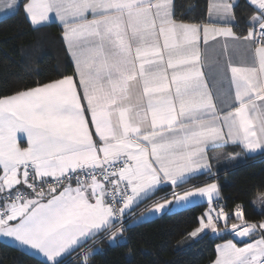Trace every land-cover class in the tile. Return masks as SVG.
<instances>
[{
    "label": "snow or ice",
    "instance_id": "snow-or-ice-1",
    "mask_svg": "<svg viewBox=\"0 0 264 264\" xmlns=\"http://www.w3.org/2000/svg\"><path fill=\"white\" fill-rule=\"evenodd\" d=\"M249 4L238 34V0L214 3L204 23L177 19L174 0H8L34 26L59 21L74 73L0 97V236L64 264L98 237L120 245L131 209L168 185L152 215L200 197L209 208L190 235L227 228L216 183L176 188L215 175V148L264 152V0ZM216 45L223 64L209 63ZM233 214L231 232L251 242L218 245L214 264H264V221L244 220L241 205Z\"/></svg>",
    "mask_w": 264,
    "mask_h": 264
},
{
    "label": "trees",
    "instance_id": "trees-1",
    "mask_svg": "<svg viewBox=\"0 0 264 264\" xmlns=\"http://www.w3.org/2000/svg\"><path fill=\"white\" fill-rule=\"evenodd\" d=\"M208 4L209 0H174L175 16L186 22H205ZM238 4L234 27L242 33L247 30L254 7L245 0ZM73 73L74 66L66 52L60 25L53 22L35 27L22 7L0 19V97ZM217 174L221 196L216 200L226 202L225 211H233L241 205L244 220L263 221L264 207L258 208L255 199L264 193V152L225 167ZM206 176L190 179L180 185L178 191L212 180H207ZM170 190H158L143 205ZM208 206L207 203H198L146 221L125 222L120 245H110L106 238L98 237L95 244L89 241L84 249L68 255L64 264H80V252L89 248L94 253L89 264H213L218 243L232 235L227 231L216 235L208 231L198 238L190 235L199 227L200 218ZM236 221L239 220L233 215L227 224L230 226ZM218 228L222 231L225 224L219 221ZM41 261L0 239V264H41Z\"/></svg>",
    "mask_w": 264,
    "mask_h": 264
},
{
    "label": "crops",
    "instance_id": "crops-1",
    "mask_svg": "<svg viewBox=\"0 0 264 264\" xmlns=\"http://www.w3.org/2000/svg\"><path fill=\"white\" fill-rule=\"evenodd\" d=\"M240 0H238V2H239ZM246 2H248L249 3V0H245ZM8 2V0H0V19L1 18H4V17H6V16H8V15H11V14H13V13H15L16 11H18L19 9H17V8H12V9H5V4ZM18 2L21 4V5H23V3H25L26 2V0H18ZM218 2H220V0H209V4H208V11H207V20L209 19V13H210V10H211V7H212V5L214 4V3H218ZM254 7V6H253ZM23 8V7H22ZM24 11V10H23ZM25 13V12H24ZM29 19V18H28ZM206 20V21H207ZM30 21V20H29ZM205 21V22H206ZM53 22H55V23H57L58 25H60V23H59V21H57V20H55V19H53V20H50V21H47V22H45L44 23V25H46V24H50V23H53ZM184 22H186V21H184ZM187 23H194V22H187ZM202 23H204V22H202ZM234 24H235V22L233 23V24H231V25H229V26H232L233 27V30L235 31V32H237L236 31V29H235V27H234ZM33 25V24H32ZM34 26V25H33ZM38 26H40V25H35V27H38ZM61 26V25H60ZM238 34H239V32H237ZM65 44V43H64ZM66 46V45H65ZM69 55V54H68ZM246 55V53L243 51V50H241L239 53H237V52H231L230 51V56H231V59L233 60V62H236V63H239L240 61H241V59L244 57ZM207 56H208V58H209V63H211L212 62V60H214L215 58H217V57H219V59H220V61H221V64H223V62L226 60V59H228V57L227 56H223L222 54H221V50H220V46L219 45H216L215 46V48L214 49H209L208 50V52H207ZM70 57V56H69ZM70 60H71V57H70ZM71 62H72V60H71ZM72 64H73V62H72ZM73 66H74V64H73ZM206 71H208V69H207V67H206ZM224 88H225V90H227V88H228V84H227V81H225V83H224ZM260 153H263V152H260V151H257L256 153H248L247 151H245V150H243L241 147H239V146H234V145H228V146H225V147H218V148H215L214 150H212V151H210L209 152V156H210V163L212 164V171H213V173H218V171H220L221 169H223V168H225V167H229L230 165H233V164H235V163H238V162H242V161H245V159L247 158V157H249V156H252V155H257V154H260ZM200 175H207L208 176V174H206V173H202V174H200ZM200 175H198V176H200ZM207 176H206V179H207ZM205 179V180H206ZM208 180V179H207ZM215 180H217V179H212V180H210V181H207V182H205V183H202V184H198V185H196L195 187H203V186H205L206 184H208V183H213V182H215L216 184H217V186H218V190H219V197H218V199L220 198V196H221V191H220V184H219V182H218V180L217 181H215ZM182 185V184H181ZM194 187V186H193ZM193 187H190V188H188V189H186V190H189V189H191V188H193ZM165 188H170L171 190L170 191H167V192H165V193H163L161 196H159V197H157V198H155V199H153V200H151L150 202H147L146 204H144L143 205V203L146 201H143V202H141V203H139V204H137L136 206H134L132 209H131V211L128 213V215L125 217V221H126V223L127 222H130L131 224H134V223H137V221H135V219H137V218H140V214H142V212L144 211V210H147L148 208H150L152 205H154V203H157V202H161V201H163L165 198H171V196H167V193H170L171 191H172V186L171 185H168V186H165V187H161V189H165ZM176 191L177 192H179L178 191V187L176 188ZM185 191V190H184ZM183 191H180L179 193H182ZM261 197H259V194H258V196L256 197V199H255V204H256V206L258 207V208H263L264 207V194L263 195H260ZM216 199H214V201H215ZM200 201H203L204 203H207V201H206V199H203V200H200ZM208 204V203H207ZM143 205V206H142ZM155 215H157V214H155ZM213 215H214V213H213ZM139 216V217H138ZM264 221V220H263ZM248 222H255V221H248ZM259 222H261V221H258V222H255V223H259ZM232 224H240V221H236V222H234V223H232ZM231 224V225H232ZM231 225L230 226H228L227 227V232L228 233H231V238H229L228 240H232L234 243H236L237 244V246L238 247H242V246H244V244L245 243H249V242H251V240H249L248 238H243V239H240V238H237V237H235L234 236V234L231 232ZM220 232H223V230L222 231H220L219 230V233ZM0 239L1 240H4L5 242H7V243H9V244H11V245H13V246H15V247H17V248H19V245H17V244H15L10 238H5V237H2V236H0ZM228 240H226V241H228ZM226 241H224V242H221L220 244L222 245L223 243H225ZM23 251H25V252H28V253H30V254H32V255H34V256H36V257H38V258H40V259H42L43 260V257H41V256H38V255H35V254H33V253H31L30 251H28V250H23ZM217 255H218V253H217ZM68 256V255H67ZM66 256V257H67ZM65 257V258H66ZM216 259H217V257H216ZM215 259V260H216ZM213 264H214V262H213Z\"/></svg>",
    "mask_w": 264,
    "mask_h": 264
},
{
    "label": "rangeland",
    "instance_id": "rangeland-1",
    "mask_svg": "<svg viewBox=\"0 0 264 264\" xmlns=\"http://www.w3.org/2000/svg\"><path fill=\"white\" fill-rule=\"evenodd\" d=\"M215 181H217V180H215ZM213 183H215V182H213ZM264 193H261V194H259V197H261L260 195H263ZM167 199H172V197L171 198H167ZM194 200H195V203H192V204H189V205H186V206H182V207H173V208H171V210L169 211V212H171V211H173V210H179V209H182V208H185V207H188V206H191V205H195V204H198V203H204L203 201H200V200H203V199H201L200 197H195V198H193ZM164 202V200L163 201H161V202H158V203H163ZM208 208H209V206H208ZM152 209H153V205L150 207V208H148L147 210H144L143 212H142V214H140L139 216H140V218H137V219H135V221H137V222H142V221H146V220H149V219H151V218H155V217H157V216H160V215H162V214H164L165 212H161V213H157V215H152L151 213H152ZM208 210V209H207ZM206 210V211H207ZM205 211V212H206ZM214 215H215V213H214ZM138 216V217H139ZM204 215H202L201 217H203ZM205 220H206V217H205ZM224 224H225V222L223 221V220H221ZM212 232L211 230H209V229H206V230H204V232H201V233H198V235H197V237H193V238H198V237H200V236H202L204 233H206V232ZM221 231V230H220ZM224 231H227V228H224L223 229V232ZM212 234H214V235H216V234H219V228H218V231H217V233H213L212 232ZM184 243H186V240H184ZM221 243V242H220ZM220 243H218V245H221ZM217 245V246H218Z\"/></svg>",
    "mask_w": 264,
    "mask_h": 264
},
{
    "label": "built area",
    "instance_id": "built-area-1",
    "mask_svg": "<svg viewBox=\"0 0 264 264\" xmlns=\"http://www.w3.org/2000/svg\"><path fill=\"white\" fill-rule=\"evenodd\" d=\"M207 178H210V179H217L218 178V174L217 173H215V175L214 176H207ZM220 206H223L224 207V210H225V206H226V202L222 199V200H216V201H214V207L216 208V210L217 211H219V208H220ZM236 208V207H235ZM235 208H234V210L233 211H226L227 213H228V216H229V218H232L233 217V213H234V211H235ZM126 222V221H125Z\"/></svg>",
    "mask_w": 264,
    "mask_h": 264
}]
</instances>
